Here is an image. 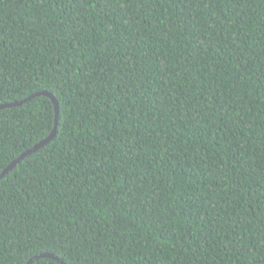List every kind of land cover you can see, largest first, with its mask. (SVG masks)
I'll return each mask as SVG.
<instances>
[{"label": "trees", "instance_id": "obj_1", "mask_svg": "<svg viewBox=\"0 0 264 264\" xmlns=\"http://www.w3.org/2000/svg\"><path fill=\"white\" fill-rule=\"evenodd\" d=\"M40 92L0 264H264V0H0V105ZM55 117L0 109V174Z\"/></svg>", "mask_w": 264, "mask_h": 264}, {"label": "water", "instance_id": "obj_2", "mask_svg": "<svg viewBox=\"0 0 264 264\" xmlns=\"http://www.w3.org/2000/svg\"><path fill=\"white\" fill-rule=\"evenodd\" d=\"M42 95L49 97L52 100L54 108H55L56 117H55V127H54L53 131L51 132V134L45 140L41 141L39 144H37L32 149H30L27 152H25L20 158H18L16 161H14L13 164L10 167H8L2 174H0V179L2 177H4L5 174L8 172V170L12 169L24 157L30 156L31 154L35 153L40 148H42L43 146L47 145L48 143H50L52 141V139L54 138V136L56 134V128H57V125H58L59 103H58L57 99L52 94H50L48 92H40V93H37V94H34V95L28 97L27 99H25L23 101L15 102V103H12V104L0 105V109H2V108H13V107H17V106L22 105L23 103L33 99L34 97L42 96ZM42 258L54 259L57 262H59L60 264H65L61 259H59L58 257H56V256H54L52 254H39V255H36L32 259H30V261L27 264H33L34 262H36L37 260L42 259Z\"/></svg>", "mask_w": 264, "mask_h": 264}]
</instances>
